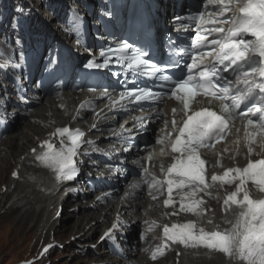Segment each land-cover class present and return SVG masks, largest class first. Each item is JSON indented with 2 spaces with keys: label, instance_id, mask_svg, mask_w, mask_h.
Listing matches in <instances>:
<instances>
[{
  "label": "snow or ice",
  "instance_id": "6c2138e0",
  "mask_svg": "<svg viewBox=\"0 0 264 264\" xmlns=\"http://www.w3.org/2000/svg\"><path fill=\"white\" fill-rule=\"evenodd\" d=\"M209 6H212V11L197 10L187 17L195 24L196 32L191 45L180 50L181 59L186 56L191 61L185 62L186 72L181 75L164 74V69L145 58L148 55L146 51L134 49L126 41L115 48L110 47L107 52L101 50L99 55L104 57L103 64L90 61L87 67H107L111 57L115 56L116 63L126 66L133 75L153 77L164 82L161 87H168V91L163 93L147 87L126 89L118 98L112 99L113 107H124L126 100L129 103L159 101L165 96L181 105L184 118L180 124L175 119L177 109L174 108L171 130L157 140L162 145L161 154L169 147L176 154L173 155V163L167 167L161 164L163 179L145 169L147 178L144 182L150 192L158 194L152 197L153 200L161 195L166 197L162 206L172 209L167 215L184 213L185 222L163 225L164 242L152 252L151 258L155 260L163 255L170 241L185 247L219 251L234 257L239 264H264V198H252L253 194L264 196V159L250 160L243 168H228L223 175L213 174L207 178L206 161L200 156L201 149L214 147L215 142L227 135L229 125L237 115L246 120L244 128L249 155L254 154L251 145L256 142V137L264 133V0H204L205 9ZM229 12L232 16L226 18ZM225 24L229 25L227 29L223 27ZM182 27L187 30L189 25L183 24ZM210 36L213 38L209 39ZM209 46L210 51H203ZM209 57L211 62L205 63ZM229 71L232 78L224 75ZM103 94L107 96V90ZM257 96L260 104L253 103ZM197 97L206 98L209 104L218 101L220 112L209 108L194 109L192 104L199 102ZM245 102L251 105L247 111L242 110ZM143 119L136 117V124L142 126ZM165 128H168V121H165ZM121 129L129 131L123 126ZM52 135L59 137V147L45 140L39 153L33 149L35 158L53 170L57 178L74 179L78 174L76 158L81 154V146L94 147V142L85 140L82 130L67 126L57 128ZM83 154L86 155L87 151ZM148 159L151 160V155ZM217 182L221 185L235 184V190L227 195L223 204L226 212L231 210V206L240 210L234 222L225 221L231 224L229 229L209 232L202 224L206 205L199 193L210 195L208 190ZM138 187L139 184L133 185V188ZM177 203L178 210L175 207ZM115 227L116 224L113 225ZM157 227L160 225L152 222L148 230ZM111 231L105 235L110 236ZM141 239H144L143 234Z\"/></svg>",
  "mask_w": 264,
  "mask_h": 264
},
{
  "label": "bare ground",
  "instance_id": "6f19581e",
  "mask_svg": "<svg viewBox=\"0 0 264 264\" xmlns=\"http://www.w3.org/2000/svg\"><path fill=\"white\" fill-rule=\"evenodd\" d=\"M31 1H34L39 9V3L36 0ZM167 7L171 6L168 4ZM44 18L51 22L53 19L50 14ZM46 27V24H41L43 30ZM84 96L85 94H79L78 100ZM63 99L67 108L58 110L51 100L44 101L31 115V120L16 127L15 132L0 144V228L6 227L9 238L12 239L32 233L34 239L32 249L39 246L34 257L39 255L45 245L57 239L61 240L62 235L65 234L68 240L63 244L67 250H73L68 253V257L61 264H100L101 262L123 264L110 256L108 250L98 243L100 236L106 232L116 217L130 221L133 219V212L142 206V198L133 188L134 184L129 183L123 188L122 193L115 199V205L105 207L107 208L106 213L97 208L90 209L91 204L89 203L73 202L76 198L71 194L73 186L53 177L50 170L44 169L35 161V153L31 151L35 149L37 152L39 144L47 139L56 127L72 123L71 119L75 116L73 111L76 110L77 101L72 94L68 93L63 95ZM103 105L101 103L96 109H100ZM83 114L85 122H91L90 112ZM110 118L107 115L106 120L101 119L99 127L102 130L111 125L107 122ZM115 127L118 128L119 125ZM90 136L99 137L100 132L93 131ZM101 136L102 139L104 135L101 134ZM103 140L102 146L107 147V150L123 151V146L120 144L112 147V140ZM7 171L8 174H6ZM4 200L6 204L3 206ZM61 209L62 212L58 215ZM97 210L99 212H96ZM218 210L212 217L213 223L233 220L234 217L230 215V212L224 214L221 213L220 208ZM69 218L70 223H64L65 219ZM97 233L98 236H96ZM86 255L90 258H83ZM132 258H135L139 264H168L169 259H171L169 264H230L231 262L230 258L204 250H189L188 252L185 250L179 256L178 262L175 261V254L162 259L161 262L154 263H146L140 253L134 254Z\"/></svg>",
  "mask_w": 264,
  "mask_h": 264
},
{
  "label": "rangeland",
  "instance_id": "374dc122",
  "mask_svg": "<svg viewBox=\"0 0 264 264\" xmlns=\"http://www.w3.org/2000/svg\"><path fill=\"white\" fill-rule=\"evenodd\" d=\"M41 11H43V15H45V17L48 15L46 11ZM6 174H8V171ZM3 203L4 206L6 201L4 200ZM70 220V218L65 219L64 223L69 224ZM5 228L6 227H2V229L0 228V264H17L21 260L29 259L36 255L39 246H36L34 249H32V243L34 241L32 233H29L27 236L21 235L12 239L11 237L9 238V233ZM67 240L68 236L65 234L62 235L61 240L57 239V241L61 246H64V248H54L47 259H45L42 263L37 264H61L64 262L68 257V253H71L73 250L66 249L65 244L63 243ZM86 256L83 258H90V256Z\"/></svg>",
  "mask_w": 264,
  "mask_h": 264
}]
</instances>
